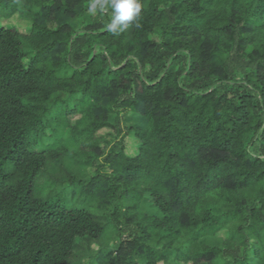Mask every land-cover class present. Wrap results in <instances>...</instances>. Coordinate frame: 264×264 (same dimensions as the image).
<instances>
[{
	"label": "trees",
	"instance_id": "1",
	"mask_svg": "<svg viewBox=\"0 0 264 264\" xmlns=\"http://www.w3.org/2000/svg\"><path fill=\"white\" fill-rule=\"evenodd\" d=\"M135 2L0 0V264H264V0Z\"/></svg>",
	"mask_w": 264,
	"mask_h": 264
},
{
	"label": "rangeland",
	"instance_id": "2",
	"mask_svg": "<svg viewBox=\"0 0 264 264\" xmlns=\"http://www.w3.org/2000/svg\"><path fill=\"white\" fill-rule=\"evenodd\" d=\"M3 25H10L13 26L15 30L27 33L30 30V22L28 20L21 19L18 16H14L9 19H3ZM76 117L71 116V120L74 122ZM98 136L105 135L107 139H115L116 133L112 128H103L97 133ZM125 151L128 155L134 157L137 156L139 153L140 141L131 133L125 138ZM257 147L254 148V152H257ZM93 169L90 168V171ZM145 208V205H143ZM147 210V208H145ZM119 233V232H118ZM228 236V232L226 229L221 230L217 235L216 238L210 239V242H216L219 239H224ZM103 243L107 245H113L117 241V231H115L111 226L107 229L104 233ZM84 264H88L87 258L84 260ZM163 264V263H160Z\"/></svg>",
	"mask_w": 264,
	"mask_h": 264
},
{
	"label": "clouds",
	"instance_id": "3",
	"mask_svg": "<svg viewBox=\"0 0 264 264\" xmlns=\"http://www.w3.org/2000/svg\"><path fill=\"white\" fill-rule=\"evenodd\" d=\"M108 6L112 9V19L107 27L111 30H115L118 25L131 21L135 13L139 12V4L135 0H107ZM104 6L103 4L101 5ZM96 4L93 3L90 7V11H95Z\"/></svg>",
	"mask_w": 264,
	"mask_h": 264
}]
</instances>
